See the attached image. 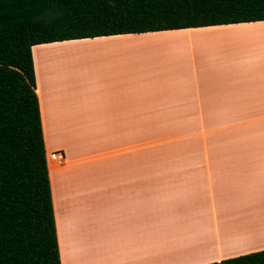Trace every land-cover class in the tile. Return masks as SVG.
Returning a JSON list of instances; mask_svg holds the SVG:
<instances>
[{
	"label": "crops",
	"instance_id": "obj_1",
	"mask_svg": "<svg viewBox=\"0 0 264 264\" xmlns=\"http://www.w3.org/2000/svg\"><path fill=\"white\" fill-rule=\"evenodd\" d=\"M31 54L61 264L264 250V20Z\"/></svg>",
	"mask_w": 264,
	"mask_h": 264
},
{
	"label": "trees",
	"instance_id": "obj_2",
	"mask_svg": "<svg viewBox=\"0 0 264 264\" xmlns=\"http://www.w3.org/2000/svg\"><path fill=\"white\" fill-rule=\"evenodd\" d=\"M261 20L264 0H0V264H61L33 45Z\"/></svg>",
	"mask_w": 264,
	"mask_h": 264
},
{
	"label": "built area",
	"instance_id": "obj_3",
	"mask_svg": "<svg viewBox=\"0 0 264 264\" xmlns=\"http://www.w3.org/2000/svg\"><path fill=\"white\" fill-rule=\"evenodd\" d=\"M66 160L65 155L62 151H51L46 153V162L48 164L60 165Z\"/></svg>",
	"mask_w": 264,
	"mask_h": 264
}]
</instances>
